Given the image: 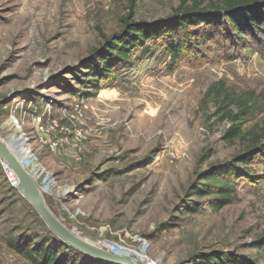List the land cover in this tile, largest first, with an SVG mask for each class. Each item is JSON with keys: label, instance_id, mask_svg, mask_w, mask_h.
<instances>
[{"label": "rangeland", "instance_id": "1", "mask_svg": "<svg viewBox=\"0 0 264 264\" xmlns=\"http://www.w3.org/2000/svg\"><path fill=\"white\" fill-rule=\"evenodd\" d=\"M214 1L0 0V138L68 229L133 251L139 264L212 254L264 264V157L249 151L264 132L263 57L230 59L234 50L207 41L183 49L171 70L166 38L151 36L98 88L76 83L126 23L152 26ZM202 29L191 24L188 34ZM220 87L259 103L232 140L224 116L235 105L207 94ZM217 171L233 184L222 207L197 192ZM12 181L0 162V264H31L7 241L33 246L52 233Z\"/></svg>", "mask_w": 264, "mask_h": 264}, {"label": "trees", "instance_id": "2", "mask_svg": "<svg viewBox=\"0 0 264 264\" xmlns=\"http://www.w3.org/2000/svg\"><path fill=\"white\" fill-rule=\"evenodd\" d=\"M132 7V6H131ZM191 24L202 25L201 32L188 34V26ZM164 36L165 51L171 56L172 65L182 56V50L193 48L197 50L203 44L214 42L220 46L223 52L232 49L230 59L237 57V51H256L264 58V0H216L203 7L192 3L187 6L182 14L175 18L155 22L152 26H138L134 22L126 23L123 31L116 37L108 40L103 51H100L97 61L89 66L90 77L76 80L78 84L92 81L93 87L98 88V80L114 77L116 70L113 66L130 63V53L133 48L141 47L151 36ZM99 50L97 51V53ZM145 53V50L143 51ZM78 79V78H76ZM208 95H213L218 100L217 104H234L236 112L225 110V119L233 126L225 130L224 139L232 140L241 135L242 124L256 116H241L259 110V103L254 98L242 100L223 88H210ZM212 96V97H213ZM251 153L264 157V132L253 134L249 142ZM246 161L245 158H241ZM231 174H240V169H230ZM202 184L197 192L202 194L213 193L218 196L214 203L222 207L228 203L233 184L226 171H217L205 174ZM8 246L18 254L23 255L31 264H106L91 259L79 251L67 246L63 241L50 235L46 240H40L33 246L10 238ZM258 247L264 246V240H257ZM197 264H250L238 257L225 258L219 255L202 256Z\"/></svg>", "mask_w": 264, "mask_h": 264}, {"label": "water", "instance_id": "3", "mask_svg": "<svg viewBox=\"0 0 264 264\" xmlns=\"http://www.w3.org/2000/svg\"><path fill=\"white\" fill-rule=\"evenodd\" d=\"M0 162L4 168H8L14 175L15 186L21 195L38 213L48 230L67 246L79 251L83 255L106 264H139L131 256V252L125 248H110L108 246H96L83 239L79 234L68 229L57 218L45 203L44 196L35 179L25 169L10 145L0 138Z\"/></svg>", "mask_w": 264, "mask_h": 264}, {"label": "bare ground", "instance_id": "4", "mask_svg": "<svg viewBox=\"0 0 264 264\" xmlns=\"http://www.w3.org/2000/svg\"><path fill=\"white\" fill-rule=\"evenodd\" d=\"M98 245V244H97Z\"/></svg>", "mask_w": 264, "mask_h": 264}]
</instances>
